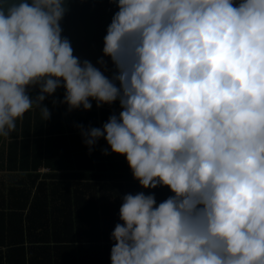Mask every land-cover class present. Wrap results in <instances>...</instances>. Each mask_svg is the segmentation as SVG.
I'll use <instances>...</instances> for the list:
<instances>
[{"label": "clouds", "instance_id": "1", "mask_svg": "<svg viewBox=\"0 0 264 264\" xmlns=\"http://www.w3.org/2000/svg\"><path fill=\"white\" fill-rule=\"evenodd\" d=\"M116 6L109 77L62 37L63 0H0V137L30 110L47 120L61 82L68 110L118 100L84 144L103 137L141 189L172 195L121 197L110 264H264V0Z\"/></svg>", "mask_w": 264, "mask_h": 264}, {"label": "trees", "instance_id": "2", "mask_svg": "<svg viewBox=\"0 0 264 264\" xmlns=\"http://www.w3.org/2000/svg\"><path fill=\"white\" fill-rule=\"evenodd\" d=\"M107 72L112 75L114 69L111 68ZM36 93L37 91L29 94L35 96ZM63 96L64 88L61 85L42 102L50 111L47 120L41 121L39 112L30 110L25 113L22 120L17 121V127L10 133L9 138L0 137L1 161L5 156L8 159L20 157L22 162L20 167L26 168L27 165L23 163L29 161L27 160L28 157H36L40 154L41 147H45L46 161L44 166L49 169L50 173L44 177L60 178V175H56L58 166L60 170H67L68 163L63 165L51 164L47 161L48 156L53 143H57L59 148L51 154V157L62 159L68 155V147L64 146L68 136H63V134L70 130L72 121L78 119L76 115H73V112L80 110V108L68 110V106L61 103ZM41 124L44 125L43 129L45 130L37 133L36 129ZM30 134L33 137H30ZM6 142L7 148H5ZM98 144L101 149L93 152L95 156L97 154L100 156L115 155L108 150L103 137L98 140ZM102 150L106 151L107 154H102ZM75 155L78 157L85 155V153ZM117 156L121 158L120 155ZM121 159L112 163L95 162L94 165L90 163V169L96 171V174H92V177L94 176L92 179L72 177L101 182H122L124 188L121 192L89 195L87 199L82 196L81 200H79L80 195H74V199L80 202L75 205L72 213L64 216L63 222L57 221L52 226L42 225L45 234L52 228L53 244L38 240L37 243L35 242L36 244L30 243V245L25 246L23 211L26 208L29 193L26 195L25 202L16 212H10L6 218H4L3 213H0V264H110V250L114 244L111 234L116 224L121 223L119 218L121 197L127 193L135 194L144 191L146 195L153 193L156 202L159 203L172 195L166 186L158 185L154 189H141L138 181L133 179L125 157L123 156ZM9 161L11 162V160ZM81 166L85 167L84 164ZM103 169L109 173L101 172ZM66 173H63V176H67ZM70 176L74 175L71 174ZM36 178L38 177L35 175L34 179ZM33 183L34 180H32V186ZM92 197L94 199H91Z\"/></svg>", "mask_w": 264, "mask_h": 264}, {"label": "crops", "instance_id": "3", "mask_svg": "<svg viewBox=\"0 0 264 264\" xmlns=\"http://www.w3.org/2000/svg\"><path fill=\"white\" fill-rule=\"evenodd\" d=\"M105 74L109 77L112 76L108 72H105ZM91 103L90 109L83 110L80 108V110L73 112V115H76L78 119L72 121L70 130L63 134V136H68L64 146L68 147L69 158L68 155L62 157V159L51 157V154L59 148L57 143H53L47 161L54 165H63L67 162L69 166L67 170H60L58 166L56 175H60V178L44 177L50 173L49 169L44 166L46 161L45 147H41V152L36 157H28L27 160L29 161L23 163L27 165L26 168L20 167L22 164L20 157L8 159L5 156L2 161L0 160V213L4 214V218L10 212H16L25 202L26 195L29 193L28 202L23 211L25 246L30 245V243L36 244L38 240L48 241L49 244L54 243L52 228L45 234L42 225L52 226L57 221L63 222L64 216L72 213L75 205L80 202L74 199V195H80L79 200H81L82 196L87 199L89 195H106L123 191L124 184L122 182H101L72 178L92 179L94 177H92V174H96V171L90 169V163L93 165L95 162L112 163L123 157V155H120L121 158H119L117 154L104 156L97 154L95 156L93 152L101 149L98 141L91 150V154L84 144L81 137V128L101 127L110 115L115 114L118 116L121 111L118 100L110 105L103 104L99 107H97L96 101L93 100ZM43 128V124L39 128L37 127V133L45 130ZM32 134H30V137H33ZM5 148H7V142ZM77 153H85V155L76 157L75 154ZM94 157L102 161L96 160ZM83 164L85 167L81 166ZM121 170L123 171V169ZM65 172H67V176H63ZM101 172L109 173L106 169ZM71 174L74 176H70ZM35 175L38 178L34 179ZM32 180H34L33 186ZM94 197L91 199H94ZM31 232L33 233L31 234Z\"/></svg>", "mask_w": 264, "mask_h": 264}, {"label": "water", "instance_id": "4", "mask_svg": "<svg viewBox=\"0 0 264 264\" xmlns=\"http://www.w3.org/2000/svg\"><path fill=\"white\" fill-rule=\"evenodd\" d=\"M16 3L21 0H15ZM31 3V0H27ZM118 0H63L66 11L60 21L62 37L67 38L73 48V55L81 61L87 59L96 67L103 59L107 72L113 68L109 57L103 55V39L116 11ZM63 85V82H61ZM29 93L38 91L37 87L26 89Z\"/></svg>", "mask_w": 264, "mask_h": 264}]
</instances>
